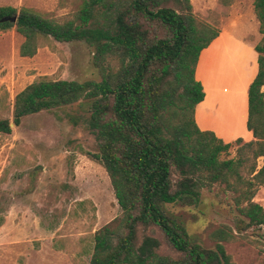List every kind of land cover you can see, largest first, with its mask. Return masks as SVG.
<instances>
[{
	"label": "trees",
	"instance_id": "trees-1",
	"mask_svg": "<svg viewBox=\"0 0 264 264\" xmlns=\"http://www.w3.org/2000/svg\"><path fill=\"white\" fill-rule=\"evenodd\" d=\"M259 41L256 73L247 88L246 129L252 141L235 139V155L220 159L230 143L193 120L203 93L194 79L198 55L219 33L198 19L188 0H81L77 11L47 19L28 8L0 6V32L21 37L17 54L35 55L39 39L82 41L91 50L98 81L47 80L26 85L14 97L8 135L26 116L83 104L95 143L88 156L105 172L119 216L93 234L88 264H233L223 244L245 241L264 255V209L253 202L264 187V0H251ZM15 17L10 23L3 18ZM263 88V90H261ZM227 195L231 226L219 225L203 247L168 207H195L202 191ZM152 227L168 252L159 254L152 236L139 241L137 228Z\"/></svg>",
	"mask_w": 264,
	"mask_h": 264
},
{
	"label": "rangeland",
	"instance_id": "rangeland-1",
	"mask_svg": "<svg viewBox=\"0 0 264 264\" xmlns=\"http://www.w3.org/2000/svg\"><path fill=\"white\" fill-rule=\"evenodd\" d=\"M188 1L198 19L216 28L220 19L230 23L244 18L249 34L255 32L249 0ZM80 3L0 0V6L28 8L58 20L77 11ZM21 41L13 28L0 32V119L11 120L13 97L40 78L98 81L84 42L39 39L35 55L21 58L17 54ZM85 111L83 104L42 111L22 118L17 127L11 126L10 134H0V264H88L93 234L119 216L105 172L88 156L96 149ZM234 155L232 142L219 158ZM216 190L202 191L195 207H168L206 248L212 246L208 233L219 225L231 226L233 217L227 195ZM253 201L264 209V187ZM246 234L264 238L263 230ZM147 235L160 242L159 254L172 255L155 228L138 226V241ZM223 247L233 264H264V255L245 241Z\"/></svg>",
	"mask_w": 264,
	"mask_h": 264
},
{
	"label": "crops",
	"instance_id": "crops-1",
	"mask_svg": "<svg viewBox=\"0 0 264 264\" xmlns=\"http://www.w3.org/2000/svg\"><path fill=\"white\" fill-rule=\"evenodd\" d=\"M253 21L255 32L249 34L244 18L230 23L220 19L217 37L200 51L194 69V79L203 93L193 111L194 123L200 131L213 133L223 143L231 144L235 139L253 140L246 129L247 88L256 73L254 46L260 39L255 17ZM259 160L258 166L264 164V157L257 162Z\"/></svg>",
	"mask_w": 264,
	"mask_h": 264
},
{
	"label": "water",
	"instance_id": "water-1",
	"mask_svg": "<svg viewBox=\"0 0 264 264\" xmlns=\"http://www.w3.org/2000/svg\"><path fill=\"white\" fill-rule=\"evenodd\" d=\"M2 20H4V21H8V22H10V23H14V22H15V17H11V18H3ZM10 127H11V125H10Z\"/></svg>",
	"mask_w": 264,
	"mask_h": 264
}]
</instances>
